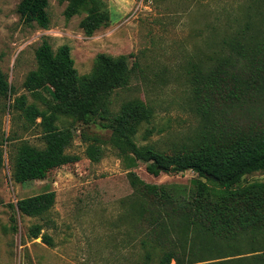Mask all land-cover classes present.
I'll return each mask as SVG.
<instances>
[{
    "label": "rangeland",
    "instance_id": "rangeland-1",
    "mask_svg": "<svg viewBox=\"0 0 264 264\" xmlns=\"http://www.w3.org/2000/svg\"><path fill=\"white\" fill-rule=\"evenodd\" d=\"M20 1L0 0V67L12 86L10 97L0 95V264H162L165 246L141 230L132 209L135 190L128 161L114 145L112 129L99 117L101 106L91 121L65 114L57 121L70 136L68 152L79 155V161L51 170L44 179L15 181L18 149L23 144L45 146L40 119L26 121V107L45 109L55 103L49 85L35 91L25 87L29 73L38 68L36 50L45 38L55 51L69 44L80 75L93 72L100 53L129 55V66L136 63L132 78L111 94L110 109L116 112L127 101L144 99L154 114L141 123L138 144L156 141L163 149H179L199 123L191 107L188 71L196 64L213 67L228 55L225 40L247 25L254 36L262 35L264 0H99L109 21L91 35L81 25L88 15L85 9L67 17L69 0H49L48 28L23 22L17 10ZM90 144L102 148L99 161L87 155ZM131 170L148 183L188 187L197 175L187 170L155 176L143 162ZM253 181H264V170L242 180ZM48 190L56 192V201L43 216L25 215L10 206ZM35 224L51 237V245L41 235H31Z\"/></svg>",
    "mask_w": 264,
    "mask_h": 264
},
{
    "label": "trees",
    "instance_id": "trees-1",
    "mask_svg": "<svg viewBox=\"0 0 264 264\" xmlns=\"http://www.w3.org/2000/svg\"><path fill=\"white\" fill-rule=\"evenodd\" d=\"M69 1L67 17L82 9L88 12L81 22L87 34L107 25L109 14L101 1ZM48 6L49 0H21L17 10L23 22L48 28ZM251 30L247 25L235 38L225 40L228 55L213 67L196 64L188 71L191 107L199 123L182 148L170 150L156 141L138 144L135 136L141 123L154 114L144 99L127 101L116 112L109 107L111 94L132 78L136 63L129 66V55L100 53L93 72L80 75L69 44L55 51L43 39L36 50L38 68L24 84L32 91L49 85L55 103L45 109L34 104L26 107V121L40 119L45 146L23 144L18 149L15 181L44 179L51 170L79 161V155L68 152L70 136L57 121L62 114L91 121L101 106L99 117L112 129L113 143L128 161V178L135 190L132 209L141 220V230L147 229L151 240L165 246L162 264H264V181L242 182L246 174L264 170V33L254 36ZM11 91L0 67V95L10 97ZM86 153L99 161L102 148L90 144ZM139 162L155 176L187 170L197 175L190 187L152 184L131 170ZM3 164L0 147V167ZM55 201L56 192L48 190L10 206L25 215L43 216ZM41 230L35 224L31 235H41L51 245V237Z\"/></svg>",
    "mask_w": 264,
    "mask_h": 264
},
{
    "label": "water",
    "instance_id": "water-1",
    "mask_svg": "<svg viewBox=\"0 0 264 264\" xmlns=\"http://www.w3.org/2000/svg\"><path fill=\"white\" fill-rule=\"evenodd\" d=\"M210 177L214 178V176H213V175H210Z\"/></svg>",
    "mask_w": 264,
    "mask_h": 264
}]
</instances>
